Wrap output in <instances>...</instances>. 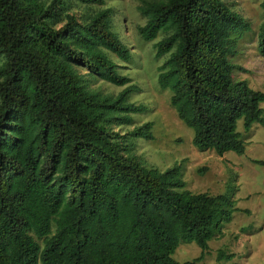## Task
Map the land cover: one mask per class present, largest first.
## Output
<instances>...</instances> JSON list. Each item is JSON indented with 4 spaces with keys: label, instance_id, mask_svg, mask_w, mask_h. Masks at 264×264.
Returning a JSON list of instances; mask_svg holds the SVG:
<instances>
[{
    "label": "trees",
    "instance_id": "obj_1",
    "mask_svg": "<svg viewBox=\"0 0 264 264\" xmlns=\"http://www.w3.org/2000/svg\"><path fill=\"white\" fill-rule=\"evenodd\" d=\"M70 1L106 0H0V264H178L176 249L192 243L200 255L182 264H202L238 211L233 197L192 193L177 166L160 172L127 154L128 136L112 128L142 108L129 90L114 101L88 90L75 68L123 86L107 52L126 62L130 51L111 9L80 18ZM137 11L194 147L242 156V133L264 126V92L234 77L250 23L222 0H141ZM257 51L264 58V22Z\"/></svg>",
    "mask_w": 264,
    "mask_h": 264
},
{
    "label": "rangeland",
    "instance_id": "obj_2",
    "mask_svg": "<svg viewBox=\"0 0 264 264\" xmlns=\"http://www.w3.org/2000/svg\"><path fill=\"white\" fill-rule=\"evenodd\" d=\"M140 1L106 0L103 6H86L70 1L68 12L80 18L111 9L112 32L131 54L125 62L107 52L109 60L117 65V74L127 80L123 86L90 76L84 68L75 69L88 90L113 101L129 90L127 103L142 108L140 113L130 115L128 126L114 125L112 128L120 135L128 136L125 144L129 156L160 172L177 166L185 189L192 193L233 197L238 211L223 227L222 237L209 243V252L202 264H264V166L255 163L264 162V126H254L244 134L241 123H238V132L246 141L242 156L228 153L219 157L194 147L191 131L170 107V93L158 85V69L165 60L156 56L154 45L157 41H144L137 34V28L145 24V19L137 11ZM222 1L251 25V32L239 42L232 57L233 64L241 68L235 71L234 77L247 81L252 89L264 92V58L257 51V33L264 22L260 4L264 0ZM122 116L120 114V118ZM146 125L149 127L144 128ZM135 130L148 133L151 139H130L128 134ZM219 250L226 255L234 254L235 258L231 261L217 260ZM199 255L200 250L194 243L183 244L176 249L173 258L182 264Z\"/></svg>",
    "mask_w": 264,
    "mask_h": 264
},
{
    "label": "crops",
    "instance_id": "obj_3",
    "mask_svg": "<svg viewBox=\"0 0 264 264\" xmlns=\"http://www.w3.org/2000/svg\"><path fill=\"white\" fill-rule=\"evenodd\" d=\"M235 213H236V212H235ZM234 215H235V214H234ZM234 215H233V216H234ZM233 218H234V217H233ZM232 220H233V219H232ZM208 252H209V251H208ZM234 258H235V257H234ZM234 258H233V259H234Z\"/></svg>",
    "mask_w": 264,
    "mask_h": 264
}]
</instances>
